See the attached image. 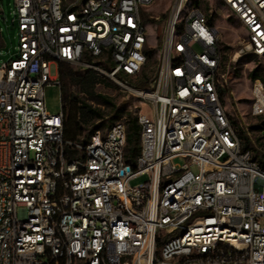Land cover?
Returning a JSON list of instances; mask_svg holds the SVG:
<instances>
[{
	"label": "built area",
	"instance_id": "built-area-1",
	"mask_svg": "<svg viewBox=\"0 0 264 264\" xmlns=\"http://www.w3.org/2000/svg\"><path fill=\"white\" fill-rule=\"evenodd\" d=\"M217 1L245 32L228 63L264 58V0ZM154 3L14 0L16 57L0 64V264H264V154L243 149L250 129L226 105L219 36L199 8L180 21L186 0H173L149 88L136 87L141 9ZM61 64L152 106L134 109L133 159L123 121L85 145L64 140L62 107H44ZM248 102L264 145L261 80H249Z\"/></svg>",
	"mask_w": 264,
	"mask_h": 264
},
{
	"label": "rangeland",
	"instance_id": "rangeland-1",
	"mask_svg": "<svg viewBox=\"0 0 264 264\" xmlns=\"http://www.w3.org/2000/svg\"><path fill=\"white\" fill-rule=\"evenodd\" d=\"M172 2L173 0H155L152 6L141 9V18L146 32L148 42L147 52L149 55L144 69V75L150 78L160 61L164 25L168 18ZM195 8H199L208 19H211V25L216 29L219 36L220 48L225 58V68L222 74L226 80V105L229 109L232 108L235 114L234 121L239 122L241 116L246 128L250 129L255 127V121L248 113L249 80L247 79V75L256 66L260 65L264 68V58L255 59L251 55H247L239 58L234 64H229L228 59L241 48L245 40L243 28L217 0H186L179 20L182 21L185 15ZM13 10L14 0H0V37L2 41V46L0 47V64L16 57L15 48L18 46V27L16 22H12ZM153 19H158L159 21H154ZM72 70L78 69L72 67ZM57 71L56 66L51 65L49 69L50 77H56ZM142 77L143 74L140 78ZM103 80L104 82L95 87L94 91L96 94L109 97L116 106L124 101H129L130 107L127 108V111L132 115L135 113L134 109L139 108V106L146 114L149 115L152 113V106L149 103L135 97H128L126 93H123L107 79L103 78ZM71 91L76 92L77 89L71 88ZM92 104L98 107L95 102H92ZM44 107L49 115H56L61 111L60 89L57 85L49 84L44 88ZM101 109L105 113L108 112L105 108ZM103 130L105 129L103 128ZM249 137L253 141L250 144L251 150L255 146L259 154H264V145L256 141L258 136L254 129L249 131ZM175 163L181 164L182 160H176ZM147 180L148 176L138 178L130 182V186H137Z\"/></svg>",
	"mask_w": 264,
	"mask_h": 264
},
{
	"label": "trees",
	"instance_id": "trees-1",
	"mask_svg": "<svg viewBox=\"0 0 264 264\" xmlns=\"http://www.w3.org/2000/svg\"><path fill=\"white\" fill-rule=\"evenodd\" d=\"M207 22L212 26L211 19L207 18ZM1 46L2 41L0 37V47ZM142 74L143 77L138 80L136 87L146 90L149 88L150 77L144 75V71ZM58 77L61 84L60 102L64 113V140L66 142L85 145L96 131L105 132L110 125L122 120L127 129L126 155L128 159H133L138 154L140 146L139 127L137 125L136 116L127 111V108L130 107V102L124 101L116 106L109 97L96 94L94 91L95 87L104 82V80L92 71L72 70L71 66L61 64L59 66ZM247 79L250 81L259 79L264 84V68L260 65L256 66L248 73ZM71 88H75L77 91H71ZM92 102H95L98 107L93 106ZM101 108H105L108 112L105 113ZM103 128L105 130H103ZM253 129L255 130L256 128H250V130ZM243 138L245 140L243 147L244 151L251 149L248 138ZM66 151L69 156H74L76 154V152L69 147L66 148ZM254 158H257L256 153L254 154ZM259 163L261 165L263 164L262 159H259Z\"/></svg>",
	"mask_w": 264,
	"mask_h": 264
},
{
	"label": "bare ground",
	"instance_id": "bare-ground-1",
	"mask_svg": "<svg viewBox=\"0 0 264 264\" xmlns=\"http://www.w3.org/2000/svg\"><path fill=\"white\" fill-rule=\"evenodd\" d=\"M232 61H236V59H233Z\"/></svg>",
	"mask_w": 264,
	"mask_h": 264
}]
</instances>
